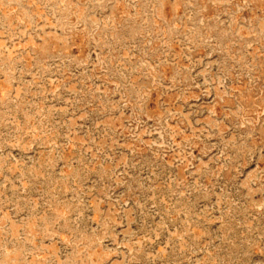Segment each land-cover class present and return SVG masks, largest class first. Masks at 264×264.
<instances>
[{"label":"rangeland","instance_id":"rangeland-1","mask_svg":"<svg viewBox=\"0 0 264 264\" xmlns=\"http://www.w3.org/2000/svg\"><path fill=\"white\" fill-rule=\"evenodd\" d=\"M0 264H264V0H0Z\"/></svg>","mask_w":264,"mask_h":264}]
</instances>
